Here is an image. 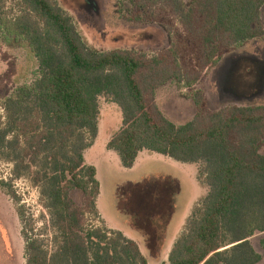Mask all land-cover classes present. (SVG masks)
<instances>
[{
	"label": "trees",
	"instance_id": "trees-1",
	"mask_svg": "<svg viewBox=\"0 0 264 264\" xmlns=\"http://www.w3.org/2000/svg\"><path fill=\"white\" fill-rule=\"evenodd\" d=\"M16 1L22 11L7 19L0 0V30L27 42L38 67L2 103L0 152L13 164V178L28 173L40 186L48 211L43 229L53 230L54 242L46 248L22 218L25 264H149L136 240L84 222L87 208L98 212L97 168L84 152L97 135L101 97L122 111L107 147L125 168L145 149L195 164L208 186L201 213L175 241L168 264H257L261 256L251 238L262 233L264 246V104L212 110L198 91L194 117L176 124L156 93L169 80L193 85L225 53L263 38L264 0H138L132 20L161 23L170 34L176 21L184 32L151 56L96 51L55 0ZM74 190L83 192L84 206ZM9 193L16 196L12 188Z\"/></svg>",
	"mask_w": 264,
	"mask_h": 264
},
{
	"label": "rangeland",
	"instance_id": "rangeland-1",
	"mask_svg": "<svg viewBox=\"0 0 264 264\" xmlns=\"http://www.w3.org/2000/svg\"><path fill=\"white\" fill-rule=\"evenodd\" d=\"M55 1L72 17L84 42L96 51L129 49L151 56L170 46L183 32L176 21L170 34L161 23L132 20V13L139 8L138 0ZM184 1L191 4V0ZM21 11L18 1L5 0L4 17L13 19ZM262 20L264 25V6ZM37 67L28 43L0 30L2 121L4 99L15 87L31 82ZM198 91L204 94L212 110L234 104H264V37L245 41L225 53L191 86L169 80L158 88L156 102L167 118L183 124L194 117ZM121 123L119 105L101 97L97 135L84 152L85 162L97 168L98 212L87 208L84 222L87 227L106 226L136 240L149 264H168L167 256L175 241L186 230L189 220L201 213L208 186L198 176L195 164L148 150L139 153L132 167L125 168L119 153L107 147ZM259 150L264 154V141ZM12 166L0 152V264H25L22 218L31 223V236L43 237L49 250L54 248L53 230L43 229L48 211L40 186L28 173L13 178ZM10 188L15 197L9 193ZM72 195L77 204L84 206L83 192L74 190ZM262 237V233H257L251 238L261 256L257 264H264Z\"/></svg>",
	"mask_w": 264,
	"mask_h": 264
},
{
	"label": "crops",
	"instance_id": "crops-1",
	"mask_svg": "<svg viewBox=\"0 0 264 264\" xmlns=\"http://www.w3.org/2000/svg\"><path fill=\"white\" fill-rule=\"evenodd\" d=\"M145 150V149H144ZM144 150H142V151H144ZM142 151H140L139 153H141ZM139 155V154H138ZM138 157V156H137ZM137 159V158H136ZM198 170V169H197ZM168 257V256H167Z\"/></svg>",
	"mask_w": 264,
	"mask_h": 264
}]
</instances>
